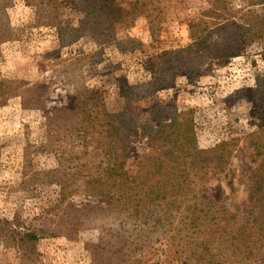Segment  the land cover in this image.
Returning <instances> with one entry per match:
<instances>
[{
  "label": "rangeland",
  "instance_id": "374dc122",
  "mask_svg": "<svg viewBox=\"0 0 264 264\" xmlns=\"http://www.w3.org/2000/svg\"><path fill=\"white\" fill-rule=\"evenodd\" d=\"M54 1L46 14L40 13L38 2L0 3V83L13 93H0V264H92L89 246L100 239L95 217L78 233L42 238L36 253L23 251L8 235L44 223L56 226L72 209L69 206L74 214L87 216L106 204L101 196L81 192L57 215L51 211L62 188L50 184V178L82 182L98 164V156L90 154L94 145L86 149L85 139L67 127L72 124L66 120L86 99L104 103L115 120L129 112L139 121L132 161L146 147L141 128L156 127V117L180 116L186 129L184 147L204 150L243 138L264 124V38H243L238 56L204 60L191 77L177 71L170 56L192 43V23L205 18L246 24L264 14V0H146L162 9L158 37L152 35L149 20L140 16L130 25H115L109 41L100 33L101 38L82 35L73 4ZM96 1L114 10L128 7L129 0ZM55 21L63 22L62 29ZM159 75L166 86L155 89L152 84ZM24 88L32 91L27 103L17 95ZM56 169L63 172L45 174ZM253 171L249 153L240 151L228 174L208 184L215 204L234 213L239 226L258 214L250 200L248 175ZM257 264H264V251Z\"/></svg>",
  "mask_w": 264,
  "mask_h": 264
},
{
  "label": "trees",
  "instance_id": "16d2710c",
  "mask_svg": "<svg viewBox=\"0 0 264 264\" xmlns=\"http://www.w3.org/2000/svg\"><path fill=\"white\" fill-rule=\"evenodd\" d=\"M26 1L38 2L42 14L55 4L54 0ZM65 1L73 4L78 13L77 31L82 35L109 36V41L115 25H130L140 16L149 20L152 35H159L162 9L153 2L149 6L146 0H129L128 7L113 10L101 8L96 0ZM55 22L62 29L63 22ZM190 29L192 43L170 56L175 69L191 77L198 74L204 60L238 56L243 38H264V14H257L246 24L202 18ZM162 75L156 76L153 88L166 86ZM32 91L24 88L17 95L27 103ZM0 93L13 96L4 90L3 83ZM66 121L72 124L68 129L85 139L86 149L94 145L90 154L98 156V164L89 169L94 171L84 175L82 182L50 178V184L58 183L62 188L60 200L51 211L57 215L67 201L81 192L101 196L106 204L93 208L87 216L74 214V207L69 206L71 213L67 212L56 226L44 223L31 231L12 230L8 235L16 246L36 253V244L42 238L78 233L95 217L100 239L89 246L92 264H257L264 251V124L243 138L204 150L184 147L186 129L180 116L172 120L156 117V127L141 128L146 147L132 161V139L141 126L129 112L126 118L115 120L104 103L88 98ZM49 126L53 134V124ZM242 141L244 147L240 148ZM240 151L249 153L254 165L253 173L248 175L250 200L258 212L245 226L237 224L238 218L230 210L215 204L208 191L212 179L228 174ZM91 163L92 160L85 166ZM62 172L56 169L45 174Z\"/></svg>",
  "mask_w": 264,
  "mask_h": 264
}]
</instances>
